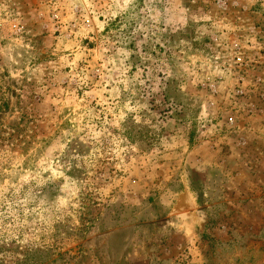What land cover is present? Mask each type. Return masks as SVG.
<instances>
[{"label":"rangeland","instance_id":"obj_1","mask_svg":"<svg viewBox=\"0 0 264 264\" xmlns=\"http://www.w3.org/2000/svg\"><path fill=\"white\" fill-rule=\"evenodd\" d=\"M0 264H264V0H0Z\"/></svg>","mask_w":264,"mask_h":264},{"label":"built area","instance_id":"obj_2","mask_svg":"<svg viewBox=\"0 0 264 264\" xmlns=\"http://www.w3.org/2000/svg\"><path fill=\"white\" fill-rule=\"evenodd\" d=\"M239 60H240V57H238L237 61H239ZM230 120H232V118H230Z\"/></svg>","mask_w":264,"mask_h":264}]
</instances>
